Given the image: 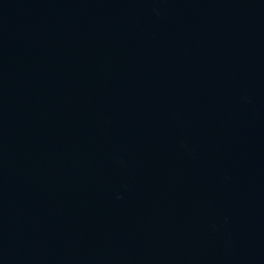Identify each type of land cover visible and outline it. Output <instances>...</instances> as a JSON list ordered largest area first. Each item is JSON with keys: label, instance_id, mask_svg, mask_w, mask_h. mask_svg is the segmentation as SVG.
Here are the masks:
<instances>
[{"label": "water", "instance_id": "1", "mask_svg": "<svg viewBox=\"0 0 264 264\" xmlns=\"http://www.w3.org/2000/svg\"><path fill=\"white\" fill-rule=\"evenodd\" d=\"M0 264H264V39L190 0H0Z\"/></svg>", "mask_w": 264, "mask_h": 264}]
</instances>
